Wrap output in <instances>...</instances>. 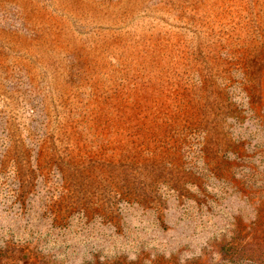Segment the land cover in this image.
<instances>
[{
  "label": "rangeland",
  "instance_id": "1",
  "mask_svg": "<svg viewBox=\"0 0 264 264\" xmlns=\"http://www.w3.org/2000/svg\"><path fill=\"white\" fill-rule=\"evenodd\" d=\"M0 264H264V0H0Z\"/></svg>",
  "mask_w": 264,
  "mask_h": 264
}]
</instances>
